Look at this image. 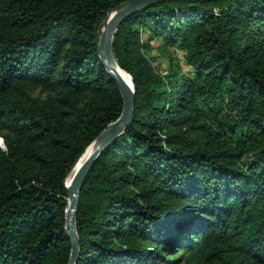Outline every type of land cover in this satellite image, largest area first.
<instances>
[{"label":"trees","instance_id":"16d2710c","mask_svg":"<svg viewBox=\"0 0 264 264\" xmlns=\"http://www.w3.org/2000/svg\"><path fill=\"white\" fill-rule=\"evenodd\" d=\"M126 1L0 0V264L69 263L66 180L123 111L99 28ZM113 52L134 120L81 190L77 264H264V0L158 1Z\"/></svg>","mask_w":264,"mask_h":264},{"label":"water","instance_id":"95a60500","mask_svg":"<svg viewBox=\"0 0 264 264\" xmlns=\"http://www.w3.org/2000/svg\"><path fill=\"white\" fill-rule=\"evenodd\" d=\"M162 0H128L108 13L99 28L100 60L104 69L114 81L123 99V111L120 117L93 141L80 157L73 170L75 174L66 186L69 190L68 208L66 211V234L71 242V255L68 264H77L80 255L79 236L77 232V212L80 203V193L87 176L99 157L108 150L117 139L123 135L134 120L135 88L132 79L129 83L123 76L125 72L119 66L113 52L115 35L125 19L145 10ZM128 76H130L128 74Z\"/></svg>","mask_w":264,"mask_h":264},{"label":"rangeland","instance_id":"374dc122","mask_svg":"<svg viewBox=\"0 0 264 264\" xmlns=\"http://www.w3.org/2000/svg\"><path fill=\"white\" fill-rule=\"evenodd\" d=\"M155 50L153 51V64L156 69L163 74H166L171 67L169 58L162 56L158 51L159 44L155 43ZM174 64L177 66L180 73H190V67L186 63L185 53L180 50H175ZM33 95H38V92H32Z\"/></svg>","mask_w":264,"mask_h":264},{"label":"bare ground","instance_id":"6f19581e","mask_svg":"<svg viewBox=\"0 0 264 264\" xmlns=\"http://www.w3.org/2000/svg\"><path fill=\"white\" fill-rule=\"evenodd\" d=\"M122 74H123L124 78H125L129 83H131V81H130V78H131V77L128 76V74H127L126 72H122ZM74 174H75V170L72 171V172L70 173V175L68 176V178H67V180H66V183H67V184H69V183L71 182V180H72Z\"/></svg>","mask_w":264,"mask_h":264}]
</instances>
